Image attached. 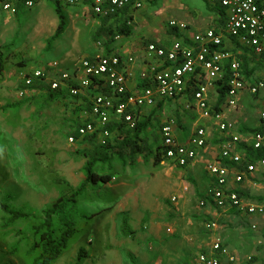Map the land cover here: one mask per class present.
<instances>
[{
    "label": "rangeland",
    "instance_id": "obj_1",
    "mask_svg": "<svg viewBox=\"0 0 264 264\" xmlns=\"http://www.w3.org/2000/svg\"><path fill=\"white\" fill-rule=\"evenodd\" d=\"M50 8L46 2L25 6L11 20H0V50L8 52L0 75V202L8 201L33 215L4 229L0 211V264H29L31 257L24 240L40 223L42 211L68 188L77 189L85 180L86 160L80 154L83 148L70 143L69 138L76 126L87 121V102L73 98L51 101L43 87L64 83V74L72 78L79 62L90 57L81 53L98 50L92 34L99 20L90 8L85 12L88 19L77 22L82 12L73 10L68 13L73 23L49 47L59 25L56 12ZM42 9L44 13H40ZM129 15H133L129 40L140 46L155 38L166 41L174 37L169 34L171 21L185 24L184 33L192 36L193 32L216 28L219 18L206 0H146L139 11L128 10ZM72 44L75 49L66 50ZM257 63L261 61L256 59L249 67L256 68L252 78L264 75V65ZM36 70L44 71L45 78L33 80ZM28 80L33 84L29 86ZM174 110L170 106L158 112L149 133L159 132L156 122L174 116ZM242 112L247 128H255L253 107L245 106ZM235 119L242 125L240 117ZM186 121L191 129L193 120ZM215 156L209 151L205 160H215ZM114 176L105 187L114 207L100 214L93 205L79 208L75 214L79 231L55 264H193L198 241L207 238L213 223L233 243L236 240L249 250L252 259L248 264H264L263 218L256 231L240 213L212 216L201 206L200 197L209 188L205 166L182 170L141 161L135 170L118 166ZM245 183L249 186L246 199L264 202V175L256 174ZM180 192L184 193L177 195ZM173 197H177L175 202ZM232 215L234 220L229 222L227 216ZM125 221L130 235L125 234ZM82 248L88 255L78 263Z\"/></svg>",
    "mask_w": 264,
    "mask_h": 264
},
{
    "label": "built area",
    "instance_id": "obj_2",
    "mask_svg": "<svg viewBox=\"0 0 264 264\" xmlns=\"http://www.w3.org/2000/svg\"><path fill=\"white\" fill-rule=\"evenodd\" d=\"M2 1V8L9 14L16 15L17 7L10 0ZM61 6H78L87 1L93 12L101 17L113 16L126 8L136 12L143 8L144 0H53ZM210 4H218L225 9L227 20L224 33H217L214 29L196 32L192 36L185 34L187 26L171 21V27L183 31L184 37H172L158 45L149 44L145 50V61L139 70L140 83L135 87L127 101L115 104L112 96L97 94L92 98L91 120L78 128L81 137L94 134L101 129V143L106 144L112 132L106 129L112 120V115L122 119L131 128L135 126V116L132 111L137 108H154L167 101H190L187 107L196 108L200 117L211 127L226 135L221 146V160L239 165L244 153L239 145L246 144L254 150H264V79H248L242 70L240 61L225 49V35L236 38L243 46L250 48L257 56L264 58V0H206ZM34 2L26 3L28 8L34 7ZM132 25V22H128ZM182 33V32H181ZM121 36H117L119 41ZM101 45V44H99ZM230 62V76L223 86L226 91L225 102L219 110L211 104V97L217 84L222 82L226 70V61ZM135 58L110 54L98 58H85L79 62L75 74L62 77L65 81H75L82 88H89L96 81H104L119 96L128 92V81L132 76V69L137 67ZM42 76V70L35 73V77ZM28 85L31 80L26 82ZM59 87L58 83L52 85ZM98 86L95 85V88ZM80 92L71 89L73 95ZM251 94L262 107L259 110L258 131L244 135L237 131L235 123L227 119L228 110H236L242 93ZM192 102V103H191ZM163 145L166 148L165 161L174 167L184 168L195 161L207 147L206 126L197 128L185 142H180L176 134V122L169 119L161 130ZM70 143H76L75 138H69ZM207 170L214 181V188L209 190L212 204L221 210L236 209L249 215L264 216V203H247L239 194L230 188L231 181L240 184L249 174L264 173V159L255 164H249L245 171L221 162L209 163ZM115 179V178H114ZM113 179V180H114ZM173 202L176 198L172 199ZM207 203V202H206ZM205 205V201L201 202ZM216 224L209 226L216 229ZM255 229V226H253ZM237 254L223 243L221 238L213 240L208 252L197 255L193 264H238Z\"/></svg>",
    "mask_w": 264,
    "mask_h": 264
},
{
    "label": "trees",
    "instance_id": "obj_3",
    "mask_svg": "<svg viewBox=\"0 0 264 264\" xmlns=\"http://www.w3.org/2000/svg\"><path fill=\"white\" fill-rule=\"evenodd\" d=\"M29 1L37 3L40 0H16L15 5L18 9H22ZM155 2H157V0H155ZM207 3L211 5V10L219 17L217 26L213 29L220 33L223 31L227 20L225 9L218 4ZM128 10L131 9L126 8L115 13L113 16L102 18L94 15L99 19L100 25L92 35L93 41L100 42L106 47L107 51L110 52V46L117 41V36H130L132 25H128V22L133 20V15L128 16ZM55 11L59 19V25L54 36L48 42L49 47L52 42L58 41L64 36L68 27L63 7L59 4H55ZM169 34L177 38L182 37L177 27H171L169 29ZM231 39L236 42L234 38ZM243 52L244 55L238 56L242 64L243 72L248 75L253 74V70L256 68L250 70L249 67L256 63V58L248 56V49H243ZM7 53L8 52L0 50V75L5 70ZM263 61L257 63V66H262ZM36 71L32 77L33 80L39 81L45 78L44 71H42V76L35 77ZM94 81L95 82L91 84L89 88H82L73 80L65 82L63 80L64 83L59 84V87L56 89H53L50 85L44 86L43 89H46L47 98L51 101H66L68 98H73L74 100L84 99L85 102H87L86 109L90 111V113L92 98L97 94L112 96L116 99L114 101L115 104L127 101L131 96L129 91L123 95H113V91L104 85V81L99 82L96 81V79H94ZM32 84L33 82L31 80L29 86ZM95 85L98 87L95 88ZM73 88L80 90V92L77 95H73L71 93V89ZM223 94H225L224 90H222V96ZM1 110L2 109H0V111ZM144 110L145 108H137L132 111L133 115L136 117L135 126L133 128L129 127L124 120L117 119L112 115L111 122L106 126V129L112 132V136L106 144L101 143V129L98 128L94 134L81 137L78 134L80 125L75 127L70 137L73 136L75 142L83 148L80 154L86 160L84 166L85 180L77 189L68 188V190L51 206L42 211L40 223L32 227L31 236L24 240L27 241L28 245L27 256L31 257L29 264H55L60 259L79 231L78 221L75 215L79 211V208L93 205L98 207L96 213L100 214L105 209L114 207L112 202L113 198L106 194L108 190H106L105 187L112 183L118 166L123 169L131 168L135 170L140 165L141 161L145 164L152 161L154 166H160L165 161L164 154L166 148L163 145L161 135V121H155L159 125V132L149 133L154 120H156L155 115L161 108L159 106L148 112V114L144 113ZM175 117V122L181 124L182 117L178 114ZM90 120L91 118L87 121ZM257 130L246 129L243 132L254 133ZM239 149L244 153L243 161L239 165L225 160H221V163L236 167L240 171H245L249 164H255L257 161L264 159V150H254L246 144L239 145ZM9 198L10 196L8 200ZM206 198V196L202 197V199ZM109 202H111V205L106 206ZM0 211L3 215L2 227L4 229L14 226L19 221L33 218L31 213L26 212L24 209L14 207L8 201L0 202ZM130 229L127 221H125L124 230L126 235L132 233ZM87 255L85 248L80 249L77 256L78 263L87 257Z\"/></svg>",
    "mask_w": 264,
    "mask_h": 264
},
{
    "label": "crops",
    "instance_id": "obj_4",
    "mask_svg": "<svg viewBox=\"0 0 264 264\" xmlns=\"http://www.w3.org/2000/svg\"><path fill=\"white\" fill-rule=\"evenodd\" d=\"M15 1L16 0H10V2L13 5H15V3H16ZM144 1H146V0H144ZM43 2H46L48 6L51 5L53 7V8H50L48 10H52L53 9L54 12H56L55 11V4L56 3L53 0H40L39 2L34 3V4L35 5H38V4H42ZM0 7L2 8V1H0ZM62 7H63L64 12H65V15H66V20H67L68 27L71 26V25H69V23H73L72 20H71V18L68 17V13H70L73 10H76L77 8H79V10L82 12V18H76L75 21H77V22L78 21H85V19H88V17L85 15V12H89V9L90 8L92 9V6L89 3V1H87L85 4L78 5V6H62ZM2 9H1V11L4 13V15L2 13H0V15H1L0 16V20H3L4 19L5 22H6L8 20H11L10 19L11 17H14L15 16V15H12V14L7 13L6 11H4ZM20 10L21 9H18L17 8V11L18 12ZM41 11L42 12H40V13H44L45 10L42 9ZM94 15H96V14H94ZM96 16H98V15H96ZM98 17L99 18H102L101 16H98ZM77 19H79V20H77ZM98 24L100 25V22ZM98 24H97V28L99 27ZM225 26H226V23H225ZM225 26H224L223 31H221L220 33H224L225 32L224 31L225 30ZM68 27H67V29H68ZM97 28H96V30H97ZM73 31L77 35V33L75 32V30H73ZM66 32H67V30H66ZM180 33H181V31H180ZM193 33H196V32H193ZM181 35H182V37H184V33H181ZM121 38L122 39H120L119 41H116L115 43H113L110 46V48H111V51L110 52H108L107 49H106V47L104 45H102L100 42H95L96 43V46L98 48L97 51H95L93 53H88L89 50H86V49L89 48V46H88V47H86V49H85L86 51L85 52L84 51L83 52L81 51L82 52L81 54L82 55L83 54L84 55L85 54L90 55V57L87 56L90 59H94V58H98L100 56H105V55L114 54V53H119V54H122V55H125V56H132L133 58H135L136 63L138 64V66L137 67H134L132 69V76H131V78L128 81V91L129 92H133L134 89H135V87L140 83V80H139V70H140V68L142 66H144L143 65V62L145 61V56L144 55H145V50H146L147 46L149 44H152V43H156V44L160 45V44H162V43H164L166 41L157 40L158 38H155L154 40H151L150 43H148L146 45H143V46H140V45H138V43H136V44L131 43L130 40H129L130 36H125V37H121ZM231 38H232L231 36H229L227 34L225 35V49L227 51H229L233 55V58L234 59L240 61V59L238 58V56L239 55H244L243 49H248L249 50V54H248L249 57L250 56H253L256 59H258L259 61H263L264 60L263 57H260V56L255 55L250 48H248L246 46H243L239 40H237L236 38H234L236 40V42H234V40H232ZM74 44L67 45L66 46V50H69L70 47H71V49H75V48L72 47V46H74ZM99 44H101V45H99ZM230 62H231V60L226 61V63H225L226 70H225L224 78H223L222 82H220L219 84H217V87L215 88V91H213V95L211 97V104H212V106H213V108L215 110H219L220 109V106L225 102L226 91L223 89V86L225 85V83H227V79L230 76V70H229ZM262 64L264 65V61H263ZM65 71H67V70H65ZM65 71H63V72H65ZM68 72H70V71H68ZM243 74H244V72H243ZM246 74H244V75L248 79H253V80H256V79H258V80L264 79V75L262 77H260V78L259 77L252 78L251 76H253L254 73L253 74H250V75H248V74L246 75ZM74 78L76 80L79 79V78L77 79L75 75H74ZM222 90H224V92H225V94H223V96H222ZM222 97H223V99H222ZM189 102H190L189 100L188 101H184V100H181V101H167V102H162V103L158 104L154 108H145V110H144V113H147L148 114V112H150V111L158 108L159 106H160L161 110H167V108H170V106L174 107L175 108V110H174L175 111L174 112V116H168V115L167 116H164V117L161 116L162 118H160L159 121L162 120L160 122V126L163 127L164 124L166 122H168L169 119L172 118V119L176 120V117L175 116L177 114L180 115L182 117V123L179 124L178 122H176V134H177L180 142L187 141V139L189 138V136H191V134L197 128H199L200 126H204V125L206 126L207 139H208V141H207V147H206V150L203 153H201V155L195 161L191 162L190 165H188L187 167H184V168L174 167V166L170 165L166 161H164L162 163V165L167 164L170 168H176V169H182V170L183 169H188V168H194V167H196L199 164L205 166V171L207 172L208 178H209V188H208V191L204 195H201L200 201L201 202L202 201H205V205L204 206L201 205V206L203 207V209H205L207 211V214L208 215H212V216H217V215H219L221 213L226 214L228 212L231 213V214H236V213L239 214L240 213L241 215H243L244 220L247 221L248 225H251V228L252 229H253V226H255V229H253V230H256V231L259 230L260 229V226H259V223L258 222L262 220L260 218H263L264 219V216H260V215H249L247 213L240 212V211H238L236 209L221 210V209L216 208L212 204L211 198L209 197L208 193H209V190L210 189L214 188L215 178H213L211 176V174L208 172L207 165L209 163L221 162V158H220L221 146H222V142L225 141L226 135L221 134L219 131H217L216 129H214L210 125H208V123L206 121H204L200 117L199 110H197L196 108H190L189 109L187 107V105L189 104ZM245 106L253 107V110L255 111V117H256L255 118V123H254V125L256 127L253 128V129H256V130L258 129L259 130V128H260V124H259V110L262 107V105L251 94H249L247 92L242 93L241 98L239 100V106H238V108L236 110H228L226 116H227V119L228 120H230L231 122H233V123L236 124L237 131L240 134L249 135V134H252V132H243L246 129L252 130V128H247V124H246L247 122H246L245 115L242 116L243 115L242 108H244ZM237 116L242 119V121H243L242 122V125H239L236 122V119L235 118ZM141 117H142V115H141ZM155 117H156V115H155ZM90 118H91L90 111H88V118H87V120H89ZM186 119L187 120H193V125H191V127H192L191 129L189 128L190 125L186 121ZM81 125L82 124H80V126ZM213 145H216V146L212 147ZM209 151H211L212 153H215L216 154L215 160L214 159L213 160L212 159L211 160H205V157L207 156V154H208ZM256 174L264 175V173L249 174V175L246 176V178L240 184L245 183V181L246 180H249V178H254L256 176ZM240 184H237V183L231 181V184H230L231 190L237 192L239 194V196H241L243 198V200L245 202H247V203H251V204L259 203V202H251L250 200H247L246 199L247 196H248L247 195V192H248L247 189H248L249 186H247L248 184L245 183V185H242L241 188H240L239 187ZM185 189H187V188H185ZM181 193H184V192H180L177 195H180ZM203 196H206L207 198L206 199H202ZM177 197H173V198H176L177 199ZM261 203H264V202H261ZM234 217H235V215L227 216V218H229V220H230L229 222H233L234 219L232 220V218H234ZM217 237L221 238V240L223 241V243L231 250V252H233L234 254H237V256L240 259V261H239L238 264H248V262L251 261L252 258L249 255L250 254L249 250L247 248L245 249L244 247H242L243 245H241L239 242L238 243L240 245L237 244L236 240H235V242H234L235 244H234L232 242L233 240L231 241L230 237L227 236L226 232L225 231H221V229L220 228L218 229V227H216L215 230H210L209 229V232L207 233V238H206L207 240L204 238L201 241H198L199 244L197 245V253H196V256L199 253H201V252H208V250H210V248H211V244H212L213 240L215 238H217ZM259 243H260V241H259ZM252 245H254V244H252Z\"/></svg>",
    "mask_w": 264,
    "mask_h": 264
}]
</instances>
